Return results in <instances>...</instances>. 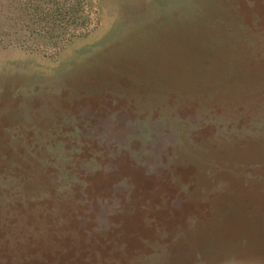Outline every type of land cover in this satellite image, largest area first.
<instances>
[{
	"label": "rangeland",
	"instance_id": "1",
	"mask_svg": "<svg viewBox=\"0 0 264 264\" xmlns=\"http://www.w3.org/2000/svg\"><path fill=\"white\" fill-rule=\"evenodd\" d=\"M0 264H264V0H0Z\"/></svg>",
	"mask_w": 264,
	"mask_h": 264
}]
</instances>
